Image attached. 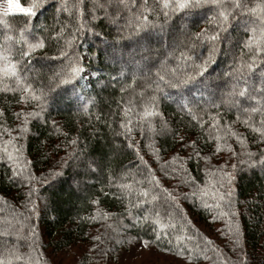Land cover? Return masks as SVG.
I'll return each instance as SVG.
<instances>
[{"label":"trees","instance_id":"trees-1","mask_svg":"<svg viewBox=\"0 0 264 264\" xmlns=\"http://www.w3.org/2000/svg\"><path fill=\"white\" fill-rule=\"evenodd\" d=\"M163 2L42 0L35 16L0 12V56L18 62L20 79L0 75V141L7 140L0 142V264H53L51 256L97 228L112 242L142 241L188 264H264V137L249 127L264 120V91L237 98L255 113L238 112L226 99L241 75L250 88L264 87V52L245 47L264 31V0H245L255 12L230 17L215 42L207 37L217 31L216 5L173 11ZM22 31L27 43L44 47L30 51ZM196 38L207 40L190 53V66L174 76L167 68L179 87L155 93L158 114L141 120L140 93H153L126 65L135 59L130 43L153 44L158 61L145 65L155 72ZM77 63L94 75L89 83L71 74ZM60 94L65 100L56 102ZM130 99L128 132L121 123L128 124ZM223 157L235 166L224 182L208 168Z\"/></svg>","mask_w":264,"mask_h":264},{"label":"snow or ice","instance_id":"snow-or-ice-1","mask_svg":"<svg viewBox=\"0 0 264 264\" xmlns=\"http://www.w3.org/2000/svg\"><path fill=\"white\" fill-rule=\"evenodd\" d=\"M41 2L42 0H35V2L30 3L28 6H22V3L20 2V0H7V12L10 14H14V15L20 14L24 17L35 16L36 15L35 9L40 6ZM207 2L213 3L219 9L217 13V17H216V19L219 21L217 23V31L207 37L208 40L213 41V42L221 39L220 32L226 31L225 25L229 23L230 17L240 18V17L245 16L249 11L255 12V9H249L245 0H164L163 8L168 9L169 7H171L173 11H181V10H186L189 8H196V7L202 6L204 3H207ZM116 3L124 4L125 0H116ZM144 6L146 8L148 7L147 0H144ZM164 15L165 17H167L168 13L165 12ZM142 19L144 21V27L149 28L150 26L148 25V17L142 16ZM261 23L262 25H264V17L261 18ZM137 30H140L139 26ZM198 35H201V34H198ZM7 39L11 40L12 37L9 36L7 37ZM21 39L24 40L23 31H22ZM24 43L27 44V47L30 51H34L36 49H42L44 47L43 41H39L36 43H27V41L24 40ZM253 45H255L254 48H253ZM245 47L249 48L250 51L253 52L254 56H259L261 52H264V31L261 32L260 37H256L255 35L249 36L248 43L245 45ZM30 51H23L21 55L28 56L30 55ZM181 58L190 59V57H184L183 54H181ZM0 59L4 60L3 67H0V75H2L3 78H15L17 84H19L20 79L18 77V70H17L18 62L13 63L9 61L7 56H0ZM137 67L138 68L141 67V65L138 62H137ZM248 67L250 69L254 67V61L252 64H249ZM82 71L83 69L78 65V63H77V66L71 67V74L73 76L78 75ZM172 74L173 76L175 75V69L172 70ZM143 75L145 76L146 79L150 77H155V78L148 79V85H147L152 90L153 94L149 96H144L143 90L140 93L141 102L139 106L142 109V111L136 112L135 115L139 117L141 120L158 114L155 111V105H156V99H157L155 93L164 92V86H170L173 88L179 87V82L175 80H170L168 78L167 65L163 61L161 62V66L157 67L154 73L152 72L151 69H147V71L144 72ZM134 81H135V77L133 79V82ZM30 87H31L30 85L24 87L23 91L26 93L29 92ZM256 91H264V87H261L259 89L250 88L247 83V80L241 75L231 84L230 91L227 94L226 99L230 105V108H235L238 112H244V113H247L249 111H251L252 113L257 112L258 111L257 108L244 107L240 99H237V98H243L245 100L254 99L255 98L254 93ZM33 98L35 99L36 97L34 96ZM181 99H184V98L181 97ZM127 104L128 106L124 109V112H125V116L127 117L128 124L125 125L124 123H121V127L127 128V131L131 132L132 129L130 125L132 123V117L129 114L133 112L135 104H134V101L131 99L127 102ZM214 106L219 107V105H214ZM185 107L188 108V111L191 115V119L193 121H197V123H200L202 125L203 121L201 119H198L197 115L192 113V109L188 107V102L186 100H185ZM244 123L248 124V120L245 119ZM218 124H219V121L214 120L212 127L215 128L218 126ZM259 124H260L259 127L249 124V127H251L253 131L258 132L262 137H264V120H261ZM24 130L25 129H21V131H24ZM164 130L165 129H162V131ZM228 134L236 135L237 138L240 139L239 134L232 133L230 130ZM217 139H220V137H217ZM193 146H194V142H193ZM248 155L251 156V153H248ZM197 156H199V153H197ZM9 158L11 159V156H9ZM260 163L264 164V153L261 154ZM233 167L235 166L233 165ZM229 180H230V177H229ZM121 187H130V186L121 185ZM220 187H223L222 183L220 184ZM141 195L147 196L148 192H142ZM153 199H155V197H153Z\"/></svg>","mask_w":264,"mask_h":264},{"label":"rangeland","instance_id":"rangeland-1","mask_svg":"<svg viewBox=\"0 0 264 264\" xmlns=\"http://www.w3.org/2000/svg\"><path fill=\"white\" fill-rule=\"evenodd\" d=\"M62 5H60L59 7H61ZM0 12L7 13V0H0ZM150 40H157L159 43L161 42V38L159 37V35L154 34L150 36ZM188 40L186 41L188 42ZM206 40L207 39L201 40L199 38H196L195 42L189 40L190 42H188L186 49L183 48L179 56H174V59L168 64L166 63L168 61L167 59V61L161 60V62L163 61L167 64V68H170V73H172L173 69H175V73H178L182 69L190 66V60L192 59L191 55L193 54V52H195L197 44H199L200 46V44H202V42ZM145 44H147L148 46L149 41H135L130 43V47L133 51L128 52V56H135V59L127 63L126 65L131 68V74L136 75V77H138L139 79H142L140 80V87H143V89L151 90L147 86L148 79H153L155 77H150L148 79L145 78L143 73L146 72L147 69H149L145 64L148 61L151 62L158 60H156L157 57L155 54V48H151L153 44H150V46H148L149 48H147ZM157 45L160 46V44ZM168 45L169 47L167 51L174 52L175 48L177 47L175 45V42L169 41ZM190 53L192 54L190 55ZM181 54H183L184 57H190V59L181 58ZM202 57H205L204 54ZM137 62L141 65L140 68L137 67ZM129 64L134 65L130 66ZM80 74L85 83H89L90 80L94 77V75L87 68H83V71ZM58 98L65 100V97L62 94H60L57 99L55 98L56 102L60 100ZM62 102L64 103V101ZM15 136L16 135H13L12 138H14ZM3 144H7V140L3 141L2 145ZM233 162L234 161L231 157L214 158L209 161L208 168L212 175H216L218 172L219 175L223 174L224 176L220 180L224 182V177L227 178V175H229L227 174V172L233 171ZM149 216H147V218H149V221H152L153 224H156V217L150 218ZM171 220L172 219L169 220L170 223H172L173 221ZM110 236L111 234L108 231L97 228L90 233L86 242L76 243L75 245L64 249L63 251H60L56 256L53 255L55 257L51 256V259L54 258V261L52 260V262L53 264H75L76 262L81 260L84 255H86V264H188L185 259L162 253L148 243L135 240H126L125 243L120 242L119 240L117 242H112Z\"/></svg>","mask_w":264,"mask_h":264}]
</instances>
